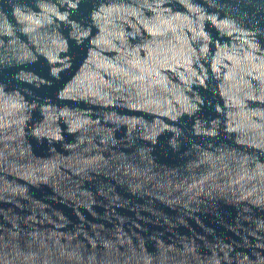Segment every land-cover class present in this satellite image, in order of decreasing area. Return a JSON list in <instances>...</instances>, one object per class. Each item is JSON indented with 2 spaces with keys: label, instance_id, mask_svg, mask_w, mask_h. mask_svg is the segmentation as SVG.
<instances>
[{
  "label": "water",
  "instance_id": "1",
  "mask_svg": "<svg viewBox=\"0 0 264 264\" xmlns=\"http://www.w3.org/2000/svg\"><path fill=\"white\" fill-rule=\"evenodd\" d=\"M0 264H264V0H0Z\"/></svg>",
  "mask_w": 264,
  "mask_h": 264
}]
</instances>
